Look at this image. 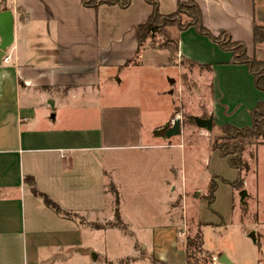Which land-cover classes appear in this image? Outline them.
<instances>
[{
	"label": "crops",
	"instance_id": "obj_1",
	"mask_svg": "<svg viewBox=\"0 0 264 264\" xmlns=\"http://www.w3.org/2000/svg\"><path fill=\"white\" fill-rule=\"evenodd\" d=\"M156 1L161 14L170 15L188 0ZM193 1L214 36L226 34L243 43L250 58L264 61V47L254 45L253 34L255 24L264 26V0ZM4 8L13 12L15 24L14 43L6 52L10 59L0 65V264H191L183 242L186 232L177 219L181 209L176 200L182 194H177L176 172L179 167L182 173V165L174 150L183 146H172L173 137L155 136L170 128L173 115L150 130L139 106L130 112L102 106L98 122L90 126L67 123L64 115L78 100L121 98L123 73L142 65L133 62L140 54L136 33L152 6L132 0L127 9L95 10L85 8L82 0H0V12ZM177 38L180 59L201 67L214 85L213 125L251 127V112L264 94L247 66L234 64L231 53L194 28ZM120 112L125 113L123 122H117ZM117 152L145 164L150 174L151 167L161 173L153 203L160 210L154 219H143L146 212H133L126 205L124 193L130 189L122 173L131 166L123 169L114 159ZM151 178L144 180L149 183ZM29 179L40 194L77 219L47 207ZM138 189L142 198L154 196L149 188ZM118 220L123 229L107 227ZM94 223L102 224L101 229L93 228ZM248 230L255 234L259 263L264 264V221ZM113 239L130 245L128 251L114 256L106 244ZM205 252L210 264H220V255Z\"/></svg>",
	"mask_w": 264,
	"mask_h": 264
},
{
	"label": "rangeland",
	"instance_id": "obj_2",
	"mask_svg": "<svg viewBox=\"0 0 264 264\" xmlns=\"http://www.w3.org/2000/svg\"><path fill=\"white\" fill-rule=\"evenodd\" d=\"M178 33L176 24L163 22V27L149 35L140 48V54L133 60L142 65L123 73V82L119 86L120 92H124L121 98H96L95 102L85 98L75 101L74 109L64 112L65 117L67 116L65 120L68 119L67 123L75 121L79 126L93 125L99 120L102 106L124 110L122 112H130L131 108L139 106L142 108L144 125L149 126V130L167 118L170 119L172 115L167 127H172L174 120L180 119L181 134L173 137L170 142L172 146H183V149L174 150L182 165V173L179 167L176 172L180 190L177 194H182V197L177 198L176 204L181 209L177 219L186 232L183 242L186 247L189 242L193 244L190 263L210 264V257L205 252L207 250L220 257L228 254L236 264H260L259 251L250 238L251 231L248 227L264 221V145L259 147L258 144H251L245 148L242 157L248 166V171H244L242 175L245 181L241 189L232 187L229 183L237 180L238 173L230 167L228 158L222 157L214 148L215 139L223 142L221 127L214 125L212 132H203L192 121L194 117H211L210 104L214 85L201 67L195 64L191 66L190 61L180 59L178 52L168 49L170 46L175 48ZM158 51L164 54H157ZM152 92L166 93L173 95V98H158ZM50 105L52 106L51 103ZM78 114H81L79 118ZM124 115L125 113L120 112L117 122L125 121L124 117H120ZM69 117L73 119L70 120ZM155 136L156 140L160 138L157 134ZM260 140L262 139L258 143ZM144 143H147V138ZM114 154L115 161L123 169L126 165L131 166V170H124L122 173L123 182L130 189L124 193L126 205L132 207L133 212L139 209L146 212L143 219H154L160 210L153 203L157 200L155 195H158L161 173H154L156 169L151 167L150 174L145 164H136L130 160L133 157H126L124 152ZM145 176H153L154 179L151 178L148 183L144 180ZM213 186L217 188L214 202L210 203ZM142 187L149 188L148 191L154 196L142 198L137 195L140 190L138 188ZM196 190L199 191L198 197H195ZM243 190L248 192V196L242 202L239 192ZM185 194L187 201L184 200ZM200 233L204 245L199 247L195 244L197 245ZM106 244L110 245L114 256L126 253L130 246L116 239L107 240ZM137 249L141 251L140 245H137Z\"/></svg>",
	"mask_w": 264,
	"mask_h": 264
},
{
	"label": "trees",
	"instance_id": "obj_3",
	"mask_svg": "<svg viewBox=\"0 0 264 264\" xmlns=\"http://www.w3.org/2000/svg\"><path fill=\"white\" fill-rule=\"evenodd\" d=\"M149 5L152 6L153 11L148 21L141 24L137 28V41H138V53L144 42L148 39L152 32L163 27V22L176 24L178 31H186L187 29L194 28L200 35L209 38L214 43L218 44L223 51L232 54V62L234 64L245 65L249 69L251 75L254 78L256 88L264 94V61L258 60L256 57L250 58L247 55L246 46L243 43L234 42L228 35L221 34L220 36H214L203 24L202 12L193 0H188L186 2H179L176 12L170 15L161 14L158 2L156 0H144ZM132 0H82V4L85 8L99 9L102 6H119L123 9H127L131 5ZM8 8H4L2 11H7ZM254 45L256 47H264V26L254 25ZM178 41H176V45ZM175 48L171 46L168 49H173L174 52H178V45ZM131 63L128 62L129 65ZM195 63L190 62L193 66ZM252 116V126L246 128H237L232 125H225L221 127L222 133V143L219 139H215L214 148L219 151L222 157L228 158L230 167L238 173V178L235 182L229 183L232 187L236 189H241L244 184L243 173L248 171L247 164L243 161V152L247 146L251 144L253 146L259 144V139L264 140V101L257 104V106L251 112ZM206 119V118H203ZM214 128V125H213ZM225 141V142H224ZM33 193L44 201L45 205L51 208L60 216L76 220L77 216L73 213L65 212L56 202H54L47 195L40 194L35 187V183L32 179ZM215 186L211 188L210 191V203L214 202L215 199ZM113 193L115 195L116 204H119L118 191L114 186H112ZM95 229H101L100 225H93ZM107 227L123 229L121 222L118 220L117 223L108 224ZM203 239L200 234L197 240V245L202 246ZM193 244L189 242L187 244V258L190 263L191 260V248ZM192 264V263H191Z\"/></svg>",
	"mask_w": 264,
	"mask_h": 264
},
{
	"label": "water",
	"instance_id": "obj_4",
	"mask_svg": "<svg viewBox=\"0 0 264 264\" xmlns=\"http://www.w3.org/2000/svg\"><path fill=\"white\" fill-rule=\"evenodd\" d=\"M14 14L11 10L0 12V65L2 60L4 59L7 50L12 46L14 43ZM51 104H53L51 102ZM54 118V116H53ZM192 121L196 124V126L200 129L206 130L208 132H212L213 130V118L210 117L209 119H203L199 117L192 118ZM181 134V121L180 119H175L173 122V126L170 128H163L158 132V136L160 137H177ZM199 194H197L198 196ZM247 196V192L245 190L240 192V198L243 202ZM250 238L253 241L256 240L255 234L251 233ZM218 262L221 264H231L228 258L225 255H222Z\"/></svg>",
	"mask_w": 264,
	"mask_h": 264
},
{
	"label": "built area",
	"instance_id": "obj_5",
	"mask_svg": "<svg viewBox=\"0 0 264 264\" xmlns=\"http://www.w3.org/2000/svg\"><path fill=\"white\" fill-rule=\"evenodd\" d=\"M9 59L10 58L9 57H6V55H5V57H4V59L2 61L7 62Z\"/></svg>",
	"mask_w": 264,
	"mask_h": 264
}]
</instances>
